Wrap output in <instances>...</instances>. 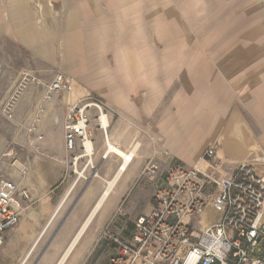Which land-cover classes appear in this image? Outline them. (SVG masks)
Returning a JSON list of instances; mask_svg holds the SVG:
<instances>
[{
    "label": "crops",
    "instance_id": "1",
    "mask_svg": "<svg viewBox=\"0 0 264 264\" xmlns=\"http://www.w3.org/2000/svg\"><path fill=\"white\" fill-rule=\"evenodd\" d=\"M34 1H41L44 6L43 21L36 19L32 1L0 0V51L6 53L9 43L16 51L26 53L30 59L25 65L27 74L38 71L40 58L52 67L57 64L74 80V90L75 84H80L77 93L83 91V83L110 81L118 107L112 108L115 113L109 118L108 144L97 125H90L89 152L83 151L79 142L73 152L65 147L66 111L59 108L63 104L61 94L46 105L47 115L39 123L43 122L41 126L38 124L40 137L14 141L13 154L3 158L4 166H10L5 177L30 193L31 204L19 224L4 234L0 264H111L118 245L107 236L102 238V232L108 228L129 243L137 217L152 210V196L163 183V171L171 164L182 165L180 159L166 157L161 147L167 143L181 146L178 121L171 119L168 124L155 117L160 114L159 109L136 107L130 101V93L136 91L134 84L145 81L152 62L153 66H160L158 55L152 54L150 35H163L167 32L164 29L175 35L177 28L162 19L167 6H152L157 0ZM60 8L62 15L57 16L55 10ZM156 10L157 22H152V12ZM191 47L195 51L191 63H197L198 43ZM206 47L207 51L215 50L210 44ZM58 59L61 61L57 62ZM254 72L250 76L256 79L250 83L258 82L257 76H264V63L255 66ZM119 83L127 84L121 94L117 91ZM237 84L235 79H227L226 84L219 85L202 122L203 128L211 130ZM255 96L260 101L250 102L248 139L238 150L256 146V130L264 131L263 85L255 87ZM71 103V99L64 101L67 106ZM52 105L60 112H51ZM246 123H230L221 144L228 149L234 147L227 141L231 129ZM189 144L191 147L193 141ZM108 145L128 155L127 160L108 151ZM210 145L216 146L218 154L217 144ZM3 150L0 144L1 156ZM225 153L226 149L216 157ZM195 156L193 152L184 156L190 167L201 158L195 161ZM233 161L226 159L229 164ZM219 218L209 204L202 223L208 226Z\"/></svg>",
    "mask_w": 264,
    "mask_h": 264
},
{
    "label": "rangeland",
    "instance_id": "2",
    "mask_svg": "<svg viewBox=\"0 0 264 264\" xmlns=\"http://www.w3.org/2000/svg\"><path fill=\"white\" fill-rule=\"evenodd\" d=\"M28 1L34 5L36 19L43 21L45 11L41 1ZM157 1L152 2V6H167L168 11L162 19L177 28V34L169 33L168 29H164L167 32L163 35L152 32V54L155 57L156 52L160 66H153L155 63L152 62L145 81L134 84L136 91L130 93V101L136 107L159 109L160 114L155 117L163 118L168 124L171 119L178 121L183 142L181 146H168L169 143L164 144L167 146L161 145L166 157L178 158L182 166L190 167L191 164L184 159L186 154L193 152L195 161H198L204 149L215 143L218 154L226 149L223 157L210 160L213 166H218V174L232 172L240 162H252L253 157L264 158V131L256 130V146L249 145L244 150H238L245 146L248 139L250 102L260 101L259 97L255 98V87L264 86L262 75L257 76L260 78L258 82L250 83L256 79L250 76L252 73L255 75V66L264 63V0ZM171 10L172 14L169 13ZM62 11V8L55 10L56 15H62ZM155 12L157 10L152 12V22H157ZM192 43H198L199 46L197 63H191L195 57ZM208 44L215 50L207 51ZM6 48V53L0 51V62H3L0 63V144L4 147V157L0 155V176H5L10 168L4 166L3 158L9 156L10 152L13 154L16 139L41 136L40 128L36 133L30 131L33 112L40 102L45 84L58 71H63L57 64L52 67L40 58L38 71L27 74L25 65L30 60L27 54L16 51L13 44L7 43ZM227 79H235L238 84L231 90L230 99L217 116L214 126L207 130L203 128L202 122L210 109L213 94L221 83H227ZM79 85L75 84L71 94L60 96L63 99L59 107L61 111L67 110L64 101L67 103L71 99L74 102L84 94L100 98L111 108L118 107L110 81L83 83V91L77 93ZM118 85L120 94L123 93L121 90L127 89V84ZM51 108V112H60L57 106L52 105ZM46 115L47 110L40 115V122ZM243 120L247 122L245 126L231 129L232 135L227 141L235 146L228 149L221 144L220 139L226 134L230 123L237 125ZM169 131L168 127L167 134ZM191 141L193 145L189 147ZM188 147L191 150L189 152ZM228 158L234 161L226 163ZM206 166L207 163H204ZM260 168L264 169V166ZM195 226L199 228L196 222Z\"/></svg>",
    "mask_w": 264,
    "mask_h": 264
},
{
    "label": "built area",
    "instance_id": "3",
    "mask_svg": "<svg viewBox=\"0 0 264 264\" xmlns=\"http://www.w3.org/2000/svg\"><path fill=\"white\" fill-rule=\"evenodd\" d=\"M73 91V79L58 71L44 86L30 131H38L40 115L55 95ZM114 113L91 94L69 104L64 122L67 151H75L79 142L87 152L92 120L108 144L109 118ZM216 154V146L210 145L192 167L167 166L163 183L153 194L152 210L137 217L129 243L108 228L102 232V238L107 236L118 245L111 264H264V169L260 168L264 158L240 163L230 175L221 176L218 166L210 162ZM30 204L27 190L0 176V249L4 234L19 224ZM209 204L220 218L204 226L202 216Z\"/></svg>",
    "mask_w": 264,
    "mask_h": 264
},
{
    "label": "bare ground",
    "instance_id": "4",
    "mask_svg": "<svg viewBox=\"0 0 264 264\" xmlns=\"http://www.w3.org/2000/svg\"><path fill=\"white\" fill-rule=\"evenodd\" d=\"M90 145H91V143L89 142V143L87 144V152H89L90 149H91V148H90ZM109 151H112L113 153H116V154H120L121 156L125 157L126 160H127V158L129 157L128 155L124 154L122 151H120L119 149H117V148L114 147V146L109 147Z\"/></svg>",
    "mask_w": 264,
    "mask_h": 264
},
{
    "label": "water",
    "instance_id": "5",
    "mask_svg": "<svg viewBox=\"0 0 264 264\" xmlns=\"http://www.w3.org/2000/svg\"><path fill=\"white\" fill-rule=\"evenodd\" d=\"M93 172H95V170H94ZM46 247H47V246H45V248L43 249V252L45 251ZM43 252H42V253H43Z\"/></svg>",
    "mask_w": 264,
    "mask_h": 264
}]
</instances>
